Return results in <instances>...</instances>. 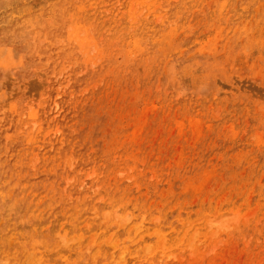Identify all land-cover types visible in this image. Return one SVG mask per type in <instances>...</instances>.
I'll return each mask as SVG.
<instances>
[{"label": "rangeland", "instance_id": "rangeland-1", "mask_svg": "<svg viewBox=\"0 0 264 264\" xmlns=\"http://www.w3.org/2000/svg\"><path fill=\"white\" fill-rule=\"evenodd\" d=\"M0 264H264V0H0Z\"/></svg>", "mask_w": 264, "mask_h": 264}, {"label": "bare ground", "instance_id": "bare-ground-1", "mask_svg": "<svg viewBox=\"0 0 264 264\" xmlns=\"http://www.w3.org/2000/svg\"><path fill=\"white\" fill-rule=\"evenodd\" d=\"M1 3H4V1H1ZM61 220V219H60Z\"/></svg>", "mask_w": 264, "mask_h": 264}]
</instances>
